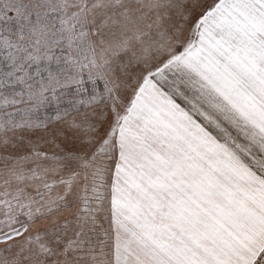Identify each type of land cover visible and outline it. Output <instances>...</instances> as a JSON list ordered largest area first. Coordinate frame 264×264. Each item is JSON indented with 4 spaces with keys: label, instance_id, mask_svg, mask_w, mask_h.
I'll use <instances>...</instances> for the list:
<instances>
[{
    "label": "snow or ice",
    "instance_id": "obj_1",
    "mask_svg": "<svg viewBox=\"0 0 264 264\" xmlns=\"http://www.w3.org/2000/svg\"><path fill=\"white\" fill-rule=\"evenodd\" d=\"M0 264H264V0H0Z\"/></svg>",
    "mask_w": 264,
    "mask_h": 264
}]
</instances>
